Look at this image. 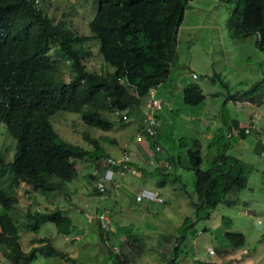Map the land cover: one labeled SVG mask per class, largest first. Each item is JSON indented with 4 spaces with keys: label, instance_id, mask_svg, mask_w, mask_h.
Here are the masks:
<instances>
[{
    "label": "trees",
    "instance_id": "obj_1",
    "mask_svg": "<svg viewBox=\"0 0 264 264\" xmlns=\"http://www.w3.org/2000/svg\"><path fill=\"white\" fill-rule=\"evenodd\" d=\"M96 1L97 9L88 24L91 35L80 36L70 33L63 22L54 23L39 8L37 0H0V135L8 137V142L0 147V252L10 264L28 263L40 256L79 264L69 253L56 248L50 239L37 236L41 223L46 221L52 223L59 234L69 236L74 225L64 215V210L58 207L40 210L34 197L29 196L30 204L22 212L18 208L16 192L21 183H25L36 191L68 193L69 184L79 178L80 165L84 161L97 160L84 177L89 179V185L91 181L94 183L93 195L101 196L95 182L110 166L107 162L110 156L103 152L96 138L87 137L88 132L84 135L93 145L91 150L63 139L53 128L50 118L58 112L75 113L86 126L109 131L116 124L125 126L131 117L139 121L137 132H142L145 125L143 99L150 90L168 80L176 62L178 31L193 0ZM237 1L240 6L231 10L227 21L229 36L234 40L255 36V45L264 53V0ZM168 2L174 7L165 16L162 7ZM86 42H97L103 60L113 68L112 74H99L84 63L83 56L89 52L84 47ZM53 47L57 48L59 56L71 62L70 79L57 75L56 65L50 57ZM220 77L218 72L208 76L210 80ZM261 86L260 80L255 81L241 93V102L258 105L262 97L258 95ZM182 96L183 103L189 107L200 105L205 97L203 87L194 83L183 88ZM159 112L155 114L156 119ZM115 115L120 116L119 121H115ZM232 123L235 126L234 120ZM157 126L158 119L156 129ZM245 129H239L238 135L249 134ZM260 132L262 141L264 130ZM158 137L159 133L155 138L145 134L138 144L145 148L147 157H154L162 165L152 173L146 172L139 166L141 161L132 160L129 154L126 164L137 173L154 175L156 186L160 188L168 184V179L177 181L180 191L191 197L182 177L169 174L170 163L181 165L179 154H171L170 168L154 154ZM180 145L187 147L184 153L194 175V196L189 198L196 209L193 217L198 220L201 212L208 215L219 204H236L237 200L227 199V195L233 189L242 190L246 186L242 163L221 152L206 170H201L199 140L191 139L190 145L181 139ZM103 158V164L99 166L98 161ZM163 199L164 205L166 200ZM193 217H186L182 226L187 224L190 229ZM110 226L107 230L99 226L98 233L101 243L107 246L111 264H130L144 248L140 242L132 244L138 238L133 235L134 230L129 232L128 229L122 235L129 233L123 243L129 250L115 251L107 243L114 232ZM223 226L226 227L224 248L219 252L229 257L230 250L238 251L245 245V237L231 228V222L225 221ZM28 231L32 234L29 239L32 246L25 250L22 239ZM180 239H184V234ZM178 244L172 249L173 259L166 264H178Z\"/></svg>",
    "mask_w": 264,
    "mask_h": 264
},
{
    "label": "rangeland",
    "instance_id": "obj_2",
    "mask_svg": "<svg viewBox=\"0 0 264 264\" xmlns=\"http://www.w3.org/2000/svg\"><path fill=\"white\" fill-rule=\"evenodd\" d=\"M37 2L39 8L49 15L54 23L63 22L70 33L80 36L91 35L88 24L97 9L96 0H37ZM239 6L237 0L190 2L178 31L176 62L171 71V79L155 89L156 98L169 103L166 113L163 115L157 113L158 129L164 125L166 138H172L173 148L176 150L170 153L168 143L164 141L161 143L164 149L154 154L167 162L172 161L173 157L170 154H179L181 165L169 162L172 164L169 174L172 177H182L186 191L191 197L180 191V183L169 179L166 180L170 189L167 190V197L161 188L156 186L157 179L152 174L149 173L153 176L149 177L141 172L125 176L115 174V183L110 186L108 194L94 196L92 191L94 183L91 181L89 185V179L87 181L84 174L93 169L94 161L97 160H89L88 163L84 161L79 167V178L69 184L68 193L36 191L31 186L21 183L16 192L20 211H25L30 204L29 196H33L40 210L62 208L64 215L69 217L74 225L70 235L64 236L57 232L52 223L42 222L38 237L50 239L56 248L69 253V256L79 264H111L107 246L101 243L99 237L98 224L87 221V218L103 212L111 219V229L118 232L108 244L109 246L114 244L117 247L115 251H119L120 243H124L129 237V233L122 235L129 229V232L134 230L133 235L138 238L132 244L140 242L144 250H148V254L155 242L160 244L156 248L164 245L163 248L170 251L175 240H178L176 242L180 247L178 263H183L185 258H189L190 261L194 260L190 264H204L205 261L212 260H216L218 264H228L229 257L219 252L224 248L225 241L223 231L226 227L223 223L228 221L231 222L234 231L242 233L245 237V245L238 249L239 255L245 256L242 258V264H245L243 262L245 258L252 260L246 264H264V146H260L264 143V140L262 143L260 139V131L264 130V79H262L264 53L255 45V36L239 40L229 36L228 17L231 10ZM173 7V3H165L162 15H169ZM92 43L84 44L89 51L83 56L84 63L88 67H93L99 74H112L113 68L103 60L97 42ZM50 57L56 65L57 75L70 79L73 72L71 62L59 56L56 47H53ZM211 70L218 71L221 77L212 78L214 81L206 78L211 74ZM193 72L197 78L192 77ZM180 74L184 76L181 82L183 87L188 83L200 84L203 87L205 97L200 105L189 107L183 103L181 93L183 88H177ZM258 80L262 83L258 91V95H262L261 102L258 105L241 102V93ZM176 91L180 93L175 94ZM146 99L147 97L143 99L141 105L143 108ZM119 118V115L114 116L115 121H119ZM232 120L235 121V126ZM50 122L63 139L84 148L93 149V145L84 135L88 132L87 137L96 138L108 156H121V150L124 149L132 160L141 161L139 166L146 172L152 173L159 166L154 157L151 156L150 159L141 157L137 151L135 152L137 126L131 117L125 126L116 124L109 131L88 127L82 123L78 114L69 112L54 114ZM252 125L254 128L249 134L238 135L239 129ZM193 138H197L201 145L202 162L199 169L206 170L215 160V156L222 152L226 157H232L231 159L242 163L241 170L247 178L246 186L242 190L233 189L227 195V199L237 200L236 204L231 206L219 204L208 215L204 211L201 212L198 220L193 217L196 209L191 203L192 199L189 202V198L194 196V175L188 168V160L184 153L187 147L181 145L179 147L181 139L191 145ZM7 139L6 135H0L1 148L4 147L2 143L8 142ZM260 150L262 151L259 154ZM104 159L98 161L99 166L103 164ZM152 181L154 182L152 190L169 198V204H153L146 213L147 211L143 209L145 203H136L134 197L137 189H147ZM164 188L167 189L165 186ZM188 216L193 217L192 231L187 224L182 226ZM183 234L184 239H180ZM31 237L29 231L24 232L22 244L25 250L32 246L29 242ZM128 243L130 244V241ZM207 247L214 249V253H208ZM155 257L157 260L163 258L161 254ZM0 264H10L2 257L1 252ZM20 264H68V262L57 257L40 256L31 262ZM154 264L166 263L156 261Z\"/></svg>",
    "mask_w": 264,
    "mask_h": 264
},
{
    "label": "built area",
    "instance_id": "obj_3",
    "mask_svg": "<svg viewBox=\"0 0 264 264\" xmlns=\"http://www.w3.org/2000/svg\"><path fill=\"white\" fill-rule=\"evenodd\" d=\"M193 78H197L196 74L192 73ZM164 103L162 100L157 99L154 95L152 90L149 92V96L144 104L143 108V114H144V120L145 125L142 129V132L138 133L135 142L140 143L142 139L145 138V134L150 137H157V119H156V112L161 111L163 109ZM254 128V126H251V129ZM250 128H247L245 132H249ZM145 134H144V133ZM156 151H160V146H155ZM129 161V156L126 151H123L120 159H114L112 157L107 158V162L110 164V166L104 170L102 178L95 182L96 190L102 195L107 193L109 191L110 186L112 185L113 176L116 173L120 176H125L127 174H134L137 173L136 170L130 168L126 163ZM167 168H170L169 164H165ZM163 197L159 195L156 192H153L151 190L147 189H141L138 192L135 193V202L136 203H142L144 202L146 205H153V204H161L163 205ZM88 216V215H87ZM91 220H97L99 222V225L102 229L107 230L109 227V221L110 218L106 213H96L94 216H91L88 218V221ZM209 253H213L212 248H208Z\"/></svg>",
    "mask_w": 264,
    "mask_h": 264
},
{
    "label": "crops",
    "instance_id": "obj_4",
    "mask_svg": "<svg viewBox=\"0 0 264 264\" xmlns=\"http://www.w3.org/2000/svg\"><path fill=\"white\" fill-rule=\"evenodd\" d=\"M174 69V68H173ZM173 69L171 70V71H173ZM212 72H211V74H209L208 76H210V75H212L214 72H218V71H214V70H211ZM183 77L184 76H182L181 74H180V76H179V81H178V85H177V88H184L182 85H181V82L183 81ZM206 78H208V77H206ZM171 79V72H170V74H169V76H168V82H169V80ZM187 84V83H186ZM189 84H192V83H188L187 85H189ZM186 85V86H187ZM183 90V89H182ZM153 91H154V96L156 97V94H155V89H153ZM179 94L178 93V91H176L175 92V94ZM181 93H182V91H181ZM167 106H169V103H165L164 102V108H163V110L161 111V112H159L158 114L159 115H163L164 113H166V108H167ZM158 118H159V116H158ZM135 122V125L137 126L136 128H137V131H138V123H139V121H134ZM199 123V122H198ZM161 130V131H160ZM158 129V131H159V137H158V139H156L157 140V144H159L161 147H162V142H164V141H167V143H168V146H167V148L169 149V152L170 153H174V151L176 150L175 148H173L174 146H173V140H172V138L171 137H169L168 139L166 138V134H165V132H164V125H162L161 126V129ZM230 131H231V129H230ZM137 133L138 132H136V136H137ZM134 144H135V147H136V150H135V152L137 151V154L139 155V156H145L146 155V157L148 156V153H146L145 151H144V147L143 146H141L140 144H138V143H135V141H134ZM164 147V146H163ZM162 147V149H164ZM144 148V149H143ZM166 150V149H165ZM122 151H125L124 149L123 150H121V152ZM127 152V151H126ZM128 153V152H127ZM163 155H164V152L162 153ZM171 155V154H170ZM113 158V157H112ZM149 159H150V156L148 157ZM114 159H120V156H117V157H115L114 156ZM136 159V158H135ZM164 162V161H163ZM165 162H167V161H165ZM164 162V163H165ZM169 162V161H168ZM157 164H159V166L160 165H162L160 162H158ZM154 176V175H153ZM152 175H149V177H153ZM155 177V176H154ZM148 180H151L150 178H148ZM167 183V182H166ZM154 186V182L152 181V184L150 185V187L149 186H147V189L149 188V189H152V187ZM165 187H167V189L165 190V188H164V186H162L161 187V191L162 192H164L165 194H166V196L168 197V193H167V190H170L169 188H168V186H167V184L165 185ZM142 189V188H141ZM138 191L140 190V189H137ZM136 190V191H137ZM137 191V192H138ZM158 193H160V192H158ZM108 194V193H107ZM161 194V193H160ZM164 198H165V200H166V204H169V198H166L165 197V195L164 194H161ZM168 202V203H167ZM145 207V208H144ZM144 207H143V209L145 210V211H147L146 213H148L149 212V206L147 207V205L146 204H144ZM154 211V210H153ZM154 212H157V211H154ZM116 233H118V232H113V235H111L110 236V239H109V242H108V244L111 242V238L114 236V234H116ZM121 235V234H120ZM123 242V241H122ZM177 240H175V244H174V246H176L177 245ZM164 243V242H163ZM162 243V244H163ZM166 244V243H165ZM157 245H160L159 244V242L157 243V242H155V245H154V247H153V249H152V251H150L149 253L150 254H148V250L146 251V250H143V252H142V254L140 255V256H138V255H135L134 256V259H131V263L130 264H140V263H142L143 262V264H154V262H156V261H164V263H167L170 259H173V254H172V250H167V249H165V248H163L164 247V245L163 246H160V248L158 247V248H156V246ZM111 247H113L114 249H116L117 247L114 245V244H112V245H110ZM144 247H145V245H143ZM173 246V247H174ZM120 249H123V250H125V248L126 247H124L123 246V243L121 244L120 243V247H119ZM208 248V247H207ZM207 248H206V251H207ZM127 249V248H126ZM163 249V250H162ZM127 250H129V249H127ZM144 251H145V253H144ZM208 252V251H207ZM180 253V252H179ZM159 254H161L162 256H163V258L162 259H160V260H157V258L155 257V256H158ZM242 254H244V252L242 253ZM144 256H146V257H144ZM243 257H245V256H240L239 255V252L238 251H231L230 250V253H229V258H228V260H227V263L228 264H242V258ZM163 259H166V260H163ZM188 259V260H187ZM181 261V260H180ZM192 261H194V260H192ZM192 261H190V259L189 258H185L184 259V262L183 263H178V264H190ZM216 261V260H215ZM211 261V262H213V263H216V264H218V262L216 261ZM252 260H250V259H247V258H245V260L243 261L245 264L246 263H248V262H251ZM226 262V261H225Z\"/></svg>",
    "mask_w": 264,
    "mask_h": 264
},
{
    "label": "clouds",
    "instance_id": "obj_5",
    "mask_svg": "<svg viewBox=\"0 0 264 264\" xmlns=\"http://www.w3.org/2000/svg\"><path fill=\"white\" fill-rule=\"evenodd\" d=\"M150 91H151V90H150ZM152 92H153V95H154V91H153V89H152ZM148 96H149V94H148ZM148 96H147V98H148ZM146 100H147V99H146ZM163 103H164V102H163ZM246 103H247V102H246ZM144 104H145V103H144ZM163 108H164V106H163ZM162 110H163V109H162ZM162 110H161V111H162ZM247 128H250V131L253 130V128L251 129V126L246 127V129H247ZM246 129H245V130H246ZM157 131H158V126H157ZM250 131H249V132H246V133H250ZM158 133H159V131H158ZM158 133H157V134H158ZM137 134H138V133H137ZM135 138H136V137H135ZM262 142H263V141H262ZM156 145H159V144L156 143L155 146H156ZM159 146H160V145H159ZM161 150H162V147L160 146V151H155V152L160 153ZM122 152H123V151H122ZM122 152H121V154H122ZM110 157H111V156H110ZM113 158H114V157H113ZM166 163L169 164L168 162H165L163 165L165 166ZM169 165H170V164H169ZM115 174H116V173H115ZM115 174H114V176H115ZM116 175H117V174H116ZM114 176H113L112 184L115 183V177H114ZM118 176H119V175H118ZM140 190H141V189H140ZM147 190H151V191H153V192L158 193L157 191L152 190V189H147ZM137 191H138V190H137ZM137 191H136V192H137ZM107 193H108V191H107ZM107 193H105V194H107ZM105 194L102 195V196H105ZM102 213H103V212H102ZM106 214H107V213H106ZM107 215H108V214H107ZM87 221H88V218H87ZM88 222H96V221H95V220H93V221L91 220V221H88ZM97 224L99 225V223H97ZM99 226H100V225H99ZM109 226H110V225H109ZM108 228H109V227H108ZM112 248H113V247H112ZM208 248H209V247H208ZM208 248H207V251H208ZM113 249H114V248H113ZM114 250H116V249H114Z\"/></svg>",
    "mask_w": 264,
    "mask_h": 264
}]
</instances>
